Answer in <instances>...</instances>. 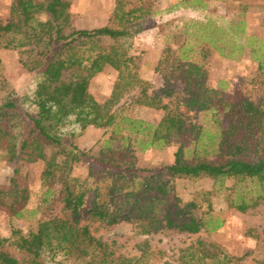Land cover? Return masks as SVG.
Segmentation results:
<instances>
[{
	"label": "trees",
	"instance_id": "trees-1",
	"mask_svg": "<svg viewBox=\"0 0 264 264\" xmlns=\"http://www.w3.org/2000/svg\"><path fill=\"white\" fill-rule=\"evenodd\" d=\"M125 4L116 0L111 24L90 29L71 24L69 0H13L9 17L0 20V46L20 50L21 64L32 73L30 90L8 92L0 106V149L14 161L41 159V183L61 184L59 199L68 211L64 218L39 221L36 230L27 235L14 231L10 238L0 237V247L9 243L25 253L19 260L0 248V264H44L47 258L57 264H151L153 253L144 248L136 256L115 255L107 242L92 234L88 224L80 223L82 212L85 219L105 224L134 222L146 234L161 227L196 233L204 227L214 230L221 222L212 224L210 202L204 209L197 200H181L173 190V179L264 182L260 137L255 141L232 139L239 124L261 127L264 109L243 100L237 110L245 124L238 118L229 122L217 144L200 142L202 127L187 122L164 99L178 97L181 90L180 101L186 106L208 109L212 96L203 84L202 64L169 53L168 48L155 68L162 85L149 90L150 84L137 75L135 57L127 52L131 35L127 24L147 13L149 7L138 3L125 10ZM209 41L217 47L216 40ZM106 65L118 71V78L109 98L99 103L88 92L89 80ZM135 88L137 92L130 96L133 103L164 111L156 124L121 114L124 104L118 103ZM88 126L107 127L111 133L107 145L87 157L88 175L79 179L70 176L73 164L82 159L73 140ZM131 139L141 150L168 145L173 139H178L179 145L170 163L148 168L124 159L123 142ZM111 140L120 145L111 146ZM191 142L196 146L188 158L184 154ZM209 149L217 151L215 159L206 158ZM246 151L255 152V158H249ZM59 155L62 158H57ZM88 194L92 196L86 207ZM262 198L264 191L251 198L227 197L229 206L241 212ZM28 199V188L14 176L8 186L0 187V209L9 216H20ZM202 255L214 258L216 252L205 249ZM230 260L222 254L218 263Z\"/></svg>",
	"mask_w": 264,
	"mask_h": 264
},
{
	"label": "rangeland",
	"instance_id": "rangeland-1",
	"mask_svg": "<svg viewBox=\"0 0 264 264\" xmlns=\"http://www.w3.org/2000/svg\"><path fill=\"white\" fill-rule=\"evenodd\" d=\"M12 1L0 0V20L5 21L9 17ZM125 1V10L138 3L149 7L147 13L127 24L131 31L127 52L135 57L137 75L150 84L149 90H156L162 85V76L155 68L168 48L169 53L174 51L175 55L187 56L188 60L202 64L203 84L212 96L208 109L197 110L186 106L180 101L181 90H178V97L164 99L187 122L202 127L200 142L217 144L225 135L223 131L228 128L229 122L242 117L237 108L243 100L264 109V0ZM115 2L69 0L71 24L75 28L89 29L111 24ZM40 17L43 18L42 15ZM210 39L216 40L217 47L210 45ZM117 78L118 71L113 66H104L89 80L90 96L99 103H105ZM31 80L32 73L20 62V50L0 46V106L8 92L22 94L30 90ZM136 92L137 88L121 98L118 103L124 104L121 114L156 124L164 111L133 103L130 96ZM241 119L245 124L246 119ZM256 124L253 123L251 128L239 124L232 136L233 141H255L260 137L264 147V119L261 127ZM110 133L111 129L107 127L88 126L74 138L82 159L73 164L71 177H87V157L97 155L107 145ZM109 143L114 147L120 145L115 140ZM123 144L126 161L151 168L170 163L179 140L173 139L168 145L142 150L132 139ZM195 146L194 142L188 144L184 156L192 157ZM209 153L205 154L206 158L215 159L217 151L209 149ZM245 154L255 158L253 151H246ZM57 158H62V155ZM43 168L41 159L14 161L4 149H0V187L8 186L14 176L29 191L28 202L20 216H9L0 209V237L10 238L14 231L27 235L36 230L41 220L68 215L59 199L61 184L55 182L48 186L41 183ZM172 186L183 201L197 200L204 209L207 208V201L210 202L212 224L219 220L220 226L214 230L204 227L196 233L161 227L146 234L141 233L140 227L131 221L119 220L112 224L90 221L85 219L84 211L80 223L88 224L92 234L107 242L115 255L136 256L143 248L152 252L151 264H181L184 261L187 264H219L222 254L231 257L226 264H264L260 263L264 262V198L243 212L229 206L227 199L234 195L251 198L264 191V182L248 179L237 182L232 178L217 181L209 177L175 178ZM91 196L88 194L86 207L90 206ZM197 212L200 213L199 210ZM0 248L19 260L25 257L24 252L9 243ZM205 249L215 251L216 256H203ZM44 264L57 263L47 258Z\"/></svg>",
	"mask_w": 264,
	"mask_h": 264
}]
</instances>
